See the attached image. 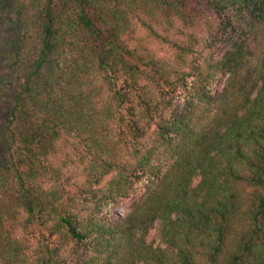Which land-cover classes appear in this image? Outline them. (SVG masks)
<instances>
[{
	"label": "trees",
	"instance_id": "trees-1",
	"mask_svg": "<svg viewBox=\"0 0 264 264\" xmlns=\"http://www.w3.org/2000/svg\"><path fill=\"white\" fill-rule=\"evenodd\" d=\"M0 29V264H264V0H0Z\"/></svg>",
	"mask_w": 264,
	"mask_h": 264
},
{
	"label": "rangeland",
	"instance_id": "rangeland-1",
	"mask_svg": "<svg viewBox=\"0 0 264 264\" xmlns=\"http://www.w3.org/2000/svg\"><path fill=\"white\" fill-rule=\"evenodd\" d=\"M6 36V32L4 30L0 29V43L2 41V39ZM225 78H222L218 81V83L215 85L214 87V92L215 94L219 93L220 90L223 87ZM139 195H141V191L138 192L135 196H133L131 199L125 200L123 203H121L120 205H118L117 207H115L114 209V213L118 214V215H124L128 210L130 205L132 204L133 200L138 197Z\"/></svg>",
	"mask_w": 264,
	"mask_h": 264
}]
</instances>
